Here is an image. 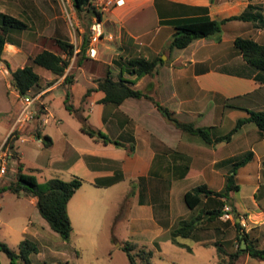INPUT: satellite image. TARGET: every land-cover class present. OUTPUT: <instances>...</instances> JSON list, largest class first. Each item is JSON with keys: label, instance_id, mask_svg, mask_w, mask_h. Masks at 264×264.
Segmentation results:
<instances>
[{"label": "crops", "instance_id": "obj_1", "mask_svg": "<svg viewBox=\"0 0 264 264\" xmlns=\"http://www.w3.org/2000/svg\"><path fill=\"white\" fill-rule=\"evenodd\" d=\"M93 4L102 14L104 34L95 44L96 55H90L89 43L86 53L79 59L78 53L84 43V25L73 0H0V12L19 18L27 24L21 31L10 32L3 60L0 61L1 94L3 98L5 96L7 98L1 110L11 113L15 109L13 100L9 97L10 92H6L5 95L7 87L13 88L12 71L24 67L31 57H35L43 50H51L66 57L57 41L68 40L75 45L76 50L65 75L58 77L46 68L47 73L43 75L35 66V71L41 77V86L36 92L33 90L29 93L35 98L30 108L37 113L42 109L44 116L46 114L50 116L51 103L45 101V98L52 95L56 88L65 89V77L71 73L73 78L69 86L70 102L72 97H75L74 92L78 91L79 105L71 104L75 108H82L83 111L86 108L93 113L99 111V122H95L96 124L90 122V126L102 132L105 130L106 135L125 146L96 141L82 130L81 125L78 130L82 137L71 140L68 129L61 128L62 120L56 118L53 122L57 129L53 134L47 131L51 117L48 123L42 121L41 124V132L50 138L47 140L49 144L45 145V138L39 139L35 135L37 122L35 117L29 118L23 124L18 123L24 103L22 96L13 88L21 111L10 125L8 135L3 138L0 152L11 133L15 130L20 131L17 148L24 172L26 173L27 169L28 172L42 173L48 168L53 170V178L71 180L77 176L84 179V184L72 199L80 196L91 200V197L107 192L122 183L127 184L126 188L120 191L119 198L134 196L130 227L143 229L148 226L144 224L149 222V226L158 232V237L154 241L158 250L157 242L171 240L177 246L192 252L191 245L180 242L185 245L181 246L172 240L171 231L178 223L175 224L173 221L166 226L163 217H159L158 210H163L164 218L172 221L174 207L171 195L176 189L181 193L183 201L186 191L201 184H206L215 191L222 190L226 175L233 169L234 158L247 151L254 153V158L249 163L256 161L258 168L261 169L264 163V151L263 149L261 151V146L264 148V138L258 126L252 122L247 123L233 135L231 141L209 145L200 136L198 138L197 135L186 133L168 122L155 104L148 99L129 97L115 106L100 102L104 97L102 91H94L86 99L84 95L89 88L97 87V81L108 74L115 79L123 76L134 81L135 88L150 94L173 110L180 120L194 122L200 127H210L215 136L229 133L239 119L250 116L249 111L264 110V71L247 62L242 52L235 46V40L240 36L250 37L264 44V22L260 19L230 20L223 24L220 37L215 35L199 38L185 48L171 49L168 46L176 30L175 25L181 20L202 17L222 20L243 14L250 5L254 6L255 12L261 13L264 17V0H216L213 4L211 0H124L121 5L108 4L107 0H94ZM67 16L71 19L73 28H70ZM94 17L93 15L92 21ZM158 55L162 56L165 64L156 73L140 78L131 74L128 64L131 59L137 57L154 59ZM11 63L14 65L12 68ZM82 78L85 85L81 84ZM65 99L66 94L64 104ZM34 103L36 105L32 108ZM251 124H255L256 127ZM26 134L32 143L39 142L45 148H53L57 139H64V157H57L49 163L41 159L35 166H26L23 162L24 153L19 147V141ZM132 144L135 145V151L129 153L128 147ZM14 164L15 162L9 161V171L0 176L1 185H6L16 178ZM117 170H121L124 179L105 187L96 184L99 179L114 176ZM236 178L239 183L238 172ZM191 181L194 182L191 184ZM196 182L198 184H195ZM215 185L217 188H213ZM159 192L161 194L163 192L162 198L158 196ZM235 192L231 194V201ZM15 195L30 197L31 202L37 207L35 197L25 193ZM205 201L206 209H213L218 202L215 198ZM221 201L227 204L230 202L225 197L221 198ZM119 204L122 211L121 202ZM232 204L247 221L248 230L252 224L264 225L262 181L258 182L253 190L250 206L239 202ZM233 224L234 221L230 225ZM24 230L34 236L41 234L38 229L31 230L28 226ZM225 232L220 227L215 228L216 235ZM236 232L239 234L237 229ZM198 237L199 240L192 238L194 244L205 248L215 247L204 243L207 240L203 239L207 238L199 235ZM216 241H220L226 247L224 240ZM226 242L231 243V240ZM117 245L122 246L123 243L117 241ZM259 247H264V238ZM215 252L219 263L216 247ZM236 264H264V260L246 254L241 256Z\"/></svg>", "mask_w": 264, "mask_h": 264}, {"label": "trees", "instance_id": "obj_2", "mask_svg": "<svg viewBox=\"0 0 264 264\" xmlns=\"http://www.w3.org/2000/svg\"><path fill=\"white\" fill-rule=\"evenodd\" d=\"M94 0H73L75 9L85 23L86 32L84 34V43L82 50L78 53V58L86 53L90 43V26L92 24V16H97L101 19L102 14L93 4ZM216 0H211L215 3ZM262 20L264 17L261 13L254 11V6L250 5L249 9L241 15L231 16L222 20L212 19L210 17L194 18L181 20L175 25V32L172 36L171 43L168 48H185L194 40L210 36L220 37L222 26L230 20ZM27 27V24L12 15L0 12V61L3 60V53L6 43L9 41L10 32L21 31ZM58 45L66 54L55 53L51 50H43L35 57H31L24 67L17 68L12 71L11 84L13 88L21 95L29 94L31 91H37L41 86V77L35 71V66H41L50 70L58 77L65 75L67 68L70 66V59L75 55L76 47L68 40H58ZM235 46L242 52L244 58L264 71V44L257 42L250 37H238L235 40ZM81 61V60H80ZM131 74L140 78L147 74L156 73L159 68L165 64L161 55L154 59L144 57L133 58L128 62ZM73 74L68 73L65 77L64 86L66 89L65 106L68 111L74 114H79L82 109L75 108L70 102L69 86L72 83ZM97 87L89 88L84 95V99L89 97L94 91H102L104 97L100 100L102 103L120 105L129 97L138 99H148L152 101L168 122L174 124L182 131L200 136L203 141L209 145H216L224 141H231L233 135L245 124L255 123L261 131V136L264 138V110L249 111L250 116L241 118L237 121L236 126L232 131L225 135L215 136L212 128L200 127L194 122H185L180 120L175 112L169 107L163 105L150 94L134 87V81L121 76L115 79L108 74L106 77L99 79ZM44 111L41 109L35 115L36 128L35 135L37 138L44 137L45 145H48L50 138L43 135L41 132V124ZM82 130L89 134L94 140L101 141L104 144L114 143L117 146H125L118 140H114L102 131L92 128L91 126H82ZM20 131H13L2 147V151L6 153L10 162L16 163V178L6 185L0 184V191L8 190L15 194L33 196L37 199V208L42 217L48 222L49 226L57 232L64 240H69L73 232V224L68 211V204L74 194L84 184V179L73 177L71 180H63L61 178H52L45 182H39L33 174L24 172V166L21 162L20 153L17 148V141L20 138ZM129 153L135 151V145L128 147ZM254 158L253 151H247L242 155L234 158L233 169L226 175L225 186L220 191L210 189L206 184L198 185L184 194V202L191 211L199 210L197 215L191 218H181L177 226L171 231L172 240L181 245L184 244L178 241V237H187L199 240L198 231L214 227L218 229L220 224L230 225L232 220H223L221 215L224 212L226 202L221 201L225 197L227 201H231V194L240 189L237 182L238 169L247 165ZM264 165V163H263ZM2 167V158H0V172ZM188 169V167H186ZM9 171V167H8ZM124 179L121 170H117L114 176L105 177L96 181L98 186H110ZM215 198L217 202L213 209H206V199ZM234 215L233 226L239 231L237 236L240 244L236 251L229 252L223 243L215 241L212 243L217 248L219 263L218 264H236L241 256L250 254L253 257L264 260V247H259L260 238H252L251 233L242 225L241 215L232 204ZM207 225L209 227L204 228ZM256 226V225H255ZM258 226V225H257ZM264 232V225H263ZM264 235V234H263ZM264 238V236H263ZM247 241V247L242 248L243 240ZM122 248L127 253L131 264H151L154 257V250L144 244H139L134 241H126ZM188 249H191L187 246ZM0 251L7 254L11 264H34L31 255L39 253L37 244L30 240H24L19 245L18 251L10 248L6 243L0 242Z\"/></svg>", "mask_w": 264, "mask_h": 264}, {"label": "rangeland", "instance_id": "obj_3", "mask_svg": "<svg viewBox=\"0 0 264 264\" xmlns=\"http://www.w3.org/2000/svg\"><path fill=\"white\" fill-rule=\"evenodd\" d=\"M67 21L70 28H73L71 19L68 16ZM85 32L86 27L84 25L83 33L85 34ZM13 66L11 63L10 67L12 68ZM36 69L43 75L47 73L45 68L37 66ZM6 81V84H8V80ZM81 84L85 85L84 78H82ZM1 89L2 86H0V145L3 138L8 135L10 125L21 111L16 92L12 87H7V91L5 89V95H7L6 92H10L11 95L9 97L13 100L15 109L11 113L2 112L1 109L4 108L7 98L6 96L3 98ZM65 94V89L61 87L56 88L52 95L45 98V101L49 104L51 103L49 113L52 119L51 123L47 126V131L55 134L54 132H56L55 129H57V126L53 121L55 118L60 119L63 122L61 128H67L71 140H76V138L82 137L81 132L78 130L79 126H90V122L96 124L95 122L100 119V112L93 113L88 108L83 111L81 108L80 114L71 113L64 104ZM74 95L75 97H72L71 103L78 106V91H75ZM35 105L34 103L32 108ZM251 125L256 127L255 124ZM103 133L106 134V131L103 130ZM84 137L88 138V136ZM197 137L200 138L199 136ZM19 147L24 153L23 162L26 166H35L41 159H43V162L46 161L49 163L57 157H64L65 142L64 139H57L55 147L45 148L39 142L32 143L29 135L26 134L19 141ZM262 147L261 151L262 149L264 151ZM14 166H16V163ZM114 167L116 169L118 168V166ZM25 170L26 173L33 174L39 182H45L54 176L52 175L53 170L48 168L42 173L39 171L28 172L27 169ZM8 175L11 176V174ZM238 181L240 190L234 193V197L229 204L231 202H239L250 206L253 200L255 186L258 182L262 181L264 183L263 164L262 168L259 169L257 162L252 161L247 166L239 168ZM193 182L191 181V184ZM195 184H198V182ZM126 185L122 183L117 187L107 190V192L91 197V200L86 197L75 196L69 202L70 207L68 204L74 228L69 240H64L57 232L52 230L48 222L40 214L39 209L31 202L30 197L25 195L18 197L8 190L2 189L0 191V242L6 243L10 248L17 251L22 241L30 240L35 242L39 253L31 255L34 264H131L129 256L122 246L117 245V241L119 243L134 241L153 249L154 257L151 260V264H218L215 247L205 248L199 244H194L192 238L178 237L179 242H185L191 245L193 251L189 252L187 249L177 246L171 240H160V242H157L159 246L158 250L154 244L155 239L158 237V232L157 229L149 226V222H144V225H148L146 228L132 229L130 227V217L132 207L134 206V196L129 195L125 198H119L120 191L124 190ZM213 188H217L216 185ZM158 196L162 198L163 192L162 194L159 192ZM171 196L174 207L172 221L169 218H164L163 210H158L159 217H163L166 226H169L173 221H175V224L178 223L180 218L189 219L198 214V209L191 211L187 208L181 193H178L177 189ZM120 202L122 211L119 209ZM244 221L246 223L245 228L251 233L252 238L259 237L262 240L264 236L263 226H255V224H252L250 230H248V223L245 219L242 220V223ZM26 226L30 227L31 230L38 229L41 234L34 236L32 233H26L24 230ZM219 226L222 230L226 231L225 234L216 235L214 227L205 225L204 228H209L198 231V235L207 238L203 239L207 240L204 242L207 245L215 243L216 240H224L226 243L225 248L229 252L236 251L240 241L237 238L238 233L235 227L222 224ZM229 239L231 243L226 242ZM0 264H11L9 257L3 251H0Z\"/></svg>", "mask_w": 264, "mask_h": 264}, {"label": "built area", "instance_id": "obj_4", "mask_svg": "<svg viewBox=\"0 0 264 264\" xmlns=\"http://www.w3.org/2000/svg\"><path fill=\"white\" fill-rule=\"evenodd\" d=\"M107 3L108 4L116 3L118 5H121L122 3H124V0H107ZM90 32H91V34H90L91 46L89 48V53L91 56H94L97 53V49H96L95 44L100 41V39L102 38V36L104 34V28H103L102 20L99 19L97 16H95L93 21H92V24L90 26ZM34 100H35V98H34V95H32V94H26V95L22 96L24 108H23V110H22V112L18 118L19 124H23L29 118H33L37 114L36 111H33L30 108L31 104L33 103ZM49 118H50V116L48 114H46L42 119L43 123H45V124L48 123ZM1 151H2V148H1ZM2 152H0V158H2V167H1L0 176L5 175L8 172V167H9V159L6 156V153L5 152L2 153ZM221 219H223V220H233L234 219L232 207L229 204H226L224 206V212L221 215ZM242 220L243 219L241 217L240 221L242 222ZM242 225L244 227H246L245 221L242 223Z\"/></svg>", "mask_w": 264, "mask_h": 264}, {"label": "water", "instance_id": "obj_5", "mask_svg": "<svg viewBox=\"0 0 264 264\" xmlns=\"http://www.w3.org/2000/svg\"><path fill=\"white\" fill-rule=\"evenodd\" d=\"M240 221V218L238 219ZM247 247V241L244 239L242 242V248H246Z\"/></svg>", "mask_w": 264, "mask_h": 264}]
</instances>
